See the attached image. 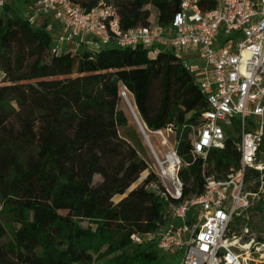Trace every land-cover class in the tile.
I'll list each match as a JSON object with an SVG mask.
<instances>
[{
  "label": "trees",
  "instance_id": "16d2710c",
  "mask_svg": "<svg viewBox=\"0 0 264 264\" xmlns=\"http://www.w3.org/2000/svg\"><path fill=\"white\" fill-rule=\"evenodd\" d=\"M73 1L84 10L114 3L124 29L153 21L167 26L181 8V0ZM218 2L200 6L212 10ZM8 9L0 16V264H166L156 241L134 244L131 235L154 231L171 205L203 192L207 176L224 179L238 168V120L226 129L222 148L206 159L194 155L192 126L201 125L209 107L182 58L116 45L55 54L46 24L35 26ZM123 87L149 130L173 128L185 163L180 199L150 191L154 173L141 179L148 164L117 130L133 121ZM119 107L128 121L115 118ZM259 156L264 160V137ZM248 180L259 198L235 223L251 225L245 215L254 211L255 242L264 244V176L252 169Z\"/></svg>",
  "mask_w": 264,
  "mask_h": 264
},
{
  "label": "built area",
  "instance_id": "2783aa9c",
  "mask_svg": "<svg viewBox=\"0 0 264 264\" xmlns=\"http://www.w3.org/2000/svg\"><path fill=\"white\" fill-rule=\"evenodd\" d=\"M0 3L5 5L7 0ZM23 16L35 26H39V18H44L47 29L56 36L51 49L55 54L75 50L97 53L116 45L152 53L170 50L183 60L182 51L187 49V55L203 58L204 65L184 60L209 107L202 113L201 125L192 126V153L206 159L212 148H222L227 139L226 129L236 118L241 129L237 144L240 165L224 179L207 176L199 196L171 205L154 231L133 233L132 243L156 241L165 254L179 252L180 264L257 261L252 256L264 244L254 247V239L241 242L242 236L231 229L236 217L251 206L256 195L248 189V172L255 169L264 176V160L259 156L264 137V0H219L212 10H203L200 0H181V8L169 25L153 21L147 26L126 29L121 26L116 5L103 1L84 10L73 0H35L33 8ZM158 41H164L167 49L158 47ZM69 42L74 46L64 47ZM131 95L126 87L121 89V96L145 133L144 126L149 128L135 113L129 100ZM167 130L174 134L172 127ZM174 143L175 135L172 147L162 158L150 145L158 167L149 173L158 179L147 188L158 196L180 199L184 183L179 172L185 163ZM244 232L248 233L249 228Z\"/></svg>",
  "mask_w": 264,
  "mask_h": 264
},
{
  "label": "rangeland",
  "instance_id": "374dc122",
  "mask_svg": "<svg viewBox=\"0 0 264 264\" xmlns=\"http://www.w3.org/2000/svg\"><path fill=\"white\" fill-rule=\"evenodd\" d=\"M34 0H13L12 3L7 4V6L9 7L10 11H8V13L10 14H18V13H23L25 11L31 10L33 8V4ZM147 8L151 10V20H154L155 16H156V10L154 9L153 5L148 4ZM8 9V10H9ZM13 11V12H11ZM6 10H5V5L0 3V16H3L5 14ZM53 36V42L55 41V35ZM160 42V41H159ZM158 42V43H159ZM69 45H72V42H69ZM183 53H185L183 51ZM185 61H189V62H193L199 65H204V60L202 57L197 56V57H185L184 58ZM129 100L130 103L132 105V107L134 108L135 113L137 114L138 118L140 117L137 111V108L135 106L134 103V99L131 96H129ZM126 102V101H125ZM127 106L129 105L126 102ZM130 106H128L129 108ZM123 109L121 107L118 108V110L115 112V118L118 120H129L130 117H125V113L122 111ZM130 112H131V116L133 117V121L131 123H128L126 125H120L118 126L117 130L119 135L123 138V140L130 145L131 147H134L137 149V151L139 152L140 156L145 159V161L148 164V168L145 172H143V174L141 175V179L142 177H146L149 174V171H152L154 169L155 166L158 167V163L156 162V158L154 155V152L152 151L150 145H152V147L155 149L156 153L158 154L159 157H163V155L170 150V148L172 147V144L174 142V134L172 132H168L167 128H160L158 129V131H149L145 126V133L139 128V125L137 123V117L136 115L134 116L131 109L129 108ZM136 117V118H135ZM140 120V118H139ZM141 121V120H140ZM144 133V134H143ZM226 135H227V131H226ZM234 136V133L233 135ZM149 139V141H148ZM147 140V141H146ZM149 142V143H148ZM101 181V176L100 175H96L94 177V182L98 183ZM255 182H251L249 185H253ZM137 184H134L131 189L133 187H135ZM262 191H264V188H260ZM259 196H255L253 198L254 202L256 203V201L258 200ZM120 196L115 197V201L119 200ZM63 215H66L67 212H62ZM245 219L250 221L251 225H247V227L249 228V232L245 233L244 229L246 228L245 224H236L235 222L232 225V231H234L235 233H237L238 235L242 236L243 240H241V242H247L245 240V238L248 236H250L251 239H256L257 238V231L253 233L254 230H252V226H254L255 224L258 223L259 219L258 216H256V213L254 211L252 212H248L245 215ZM83 226H88L89 223L88 221H83L82 222ZM235 225V226H234ZM261 235L264 236V232L261 233ZM260 246V243L254 244V247L256 246ZM180 253H168L165 256V263L166 264H180L181 262V257H180ZM252 257H255L257 261H254L252 264H264V246L261 248V250L259 252H256Z\"/></svg>",
  "mask_w": 264,
  "mask_h": 264
},
{
  "label": "crops",
  "instance_id": "0c3cea01",
  "mask_svg": "<svg viewBox=\"0 0 264 264\" xmlns=\"http://www.w3.org/2000/svg\"><path fill=\"white\" fill-rule=\"evenodd\" d=\"M12 1L13 0H7V3L6 4H9V3H12ZM35 1V0H34ZM34 4V3H33ZM26 12V11H25ZM25 12H23V13H25ZM37 24L39 25V26H42V25H44V18H39L38 19V21H37ZM159 42V41H158ZM157 42V46L158 47H160L161 49H167V44L164 42V41H160L159 43ZM74 45L72 44V45H69V43L68 44H66V45H64V47H66V48H71V47H73ZM183 51L185 52V53H183ZM182 51V53L185 55L184 56V58L185 57H189V56H192V57H197V56H193V55H187L188 54V50L187 49H184Z\"/></svg>",
  "mask_w": 264,
  "mask_h": 264
},
{
  "label": "bare ground",
  "instance_id": "6f19581e",
  "mask_svg": "<svg viewBox=\"0 0 264 264\" xmlns=\"http://www.w3.org/2000/svg\"><path fill=\"white\" fill-rule=\"evenodd\" d=\"M129 106V105H128ZM130 108V107H129ZM132 111V110H131ZM132 113H133V111H132ZM134 115V114H133ZM136 118V117H135ZM250 245H248V246H246V247H249Z\"/></svg>",
  "mask_w": 264,
  "mask_h": 264
}]
</instances>
